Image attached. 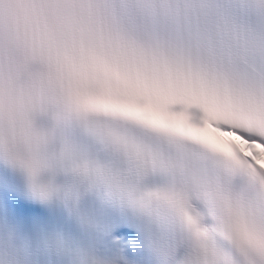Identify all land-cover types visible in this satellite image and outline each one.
Segmentation results:
<instances>
[{
	"label": "snow or ice",
	"instance_id": "6c2138e0",
	"mask_svg": "<svg viewBox=\"0 0 264 264\" xmlns=\"http://www.w3.org/2000/svg\"><path fill=\"white\" fill-rule=\"evenodd\" d=\"M5 22L63 74L74 139L122 172L112 211L157 258L264 251V0H0Z\"/></svg>",
	"mask_w": 264,
	"mask_h": 264
},
{
	"label": "clouds",
	"instance_id": "9594fccd",
	"mask_svg": "<svg viewBox=\"0 0 264 264\" xmlns=\"http://www.w3.org/2000/svg\"><path fill=\"white\" fill-rule=\"evenodd\" d=\"M19 40L7 22L0 27V168L15 177L25 198L62 210L86 239L57 228L34 241L0 219V264H128L121 253L105 252L96 243L109 211L128 202L125 177L74 139L71 113L57 104L63 74L38 52L16 56ZM244 258L264 264V251ZM158 259L166 264L168 257ZM176 264L231 261L220 253L193 251Z\"/></svg>",
	"mask_w": 264,
	"mask_h": 264
},
{
	"label": "bare ground",
	"instance_id": "6f19581e",
	"mask_svg": "<svg viewBox=\"0 0 264 264\" xmlns=\"http://www.w3.org/2000/svg\"><path fill=\"white\" fill-rule=\"evenodd\" d=\"M108 253H112V252H119L120 250L117 248V246L115 244H111V246L108 248Z\"/></svg>",
	"mask_w": 264,
	"mask_h": 264
}]
</instances>
